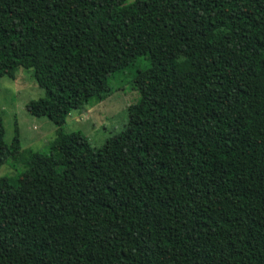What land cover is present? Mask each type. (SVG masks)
Segmentation results:
<instances>
[{
    "label": "trees",
    "instance_id": "obj_1",
    "mask_svg": "<svg viewBox=\"0 0 264 264\" xmlns=\"http://www.w3.org/2000/svg\"><path fill=\"white\" fill-rule=\"evenodd\" d=\"M19 68L55 136L0 179V264H264V0H0ZM128 70L141 115L64 132Z\"/></svg>",
    "mask_w": 264,
    "mask_h": 264
},
{
    "label": "rangeland",
    "instance_id": "obj_2",
    "mask_svg": "<svg viewBox=\"0 0 264 264\" xmlns=\"http://www.w3.org/2000/svg\"><path fill=\"white\" fill-rule=\"evenodd\" d=\"M132 75L129 70L116 73L109 81L113 89L117 88L115 92L85 112H72L63 126L64 132H82L91 148L97 149L121 131L131 116L141 115L144 106L130 83ZM43 95L31 72L22 68L13 79H0V117L4 139L11 146V156L0 167V179L14 176L30 155L39 160L54 138L55 128L43 115Z\"/></svg>",
    "mask_w": 264,
    "mask_h": 264
}]
</instances>
